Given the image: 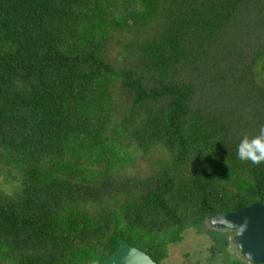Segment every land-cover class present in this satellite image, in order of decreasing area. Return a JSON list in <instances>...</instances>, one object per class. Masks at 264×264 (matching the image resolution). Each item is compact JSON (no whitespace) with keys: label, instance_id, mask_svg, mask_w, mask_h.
I'll return each instance as SVG.
<instances>
[{"label":"trees","instance_id":"trees-1","mask_svg":"<svg viewBox=\"0 0 264 264\" xmlns=\"http://www.w3.org/2000/svg\"><path fill=\"white\" fill-rule=\"evenodd\" d=\"M264 0H0V264H156L208 212L264 206Z\"/></svg>","mask_w":264,"mask_h":264},{"label":"water","instance_id":"water-1","mask_svg":"<svg viewBox=\"0 0 264 264\" xmlns=\"http://www.w3.org/2000/svg\"><path fill=\"white\" fill-rule=\"evenodd\" d=\"M205 229L230 232L228 241L236 257L249 264H264V206L258 200L235 211L208 212ZM98 264H156L120 239L118 248Z\"/></svg>","mask_w":264,"mask_h":264},{"label":"rangeland","instance_id":"rangeland-1","mask_svg":"<svg viewBox=\"0 0 264 264\" xmlns=\"http://www.w3.org/2000/svg\"><path fill=\"white\" fill-rule=\"evenodd\" d=\"M254 75L264 87V58L255 63ZM181 242L170 245L168 254L161 264H201L207 236L196 234L192 229H185Z\"/></svg>","mask_w":264,"mask_h":264},{"label":"clouds","instance_id":"clouds-1","mask_svg":"<svg viewBox=\"0 0 264 264\" xmlns=\"http://www.w3.org/2000/svg\"><path fill=\"white\" fill-rule=\"evenodd\" d=\"M237 155L241 161H250L255 165L264 163V125L259 127L255 136L242 137L237 146Z\"/></svg>","mask_w":264,"mask_h":264}]
</instances>
